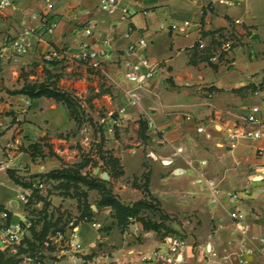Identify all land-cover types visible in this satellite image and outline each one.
Here are the masks:
<instances>
[{"label":"crops","instance_id":"obj_1","mask_svg":"<svg viewBox=\"0 0 264 264\" xmlns=\"http://www.w3.org/2000/svg\"><path fill=\"white\" fill-rule=\"evenodd\" d=\"M12 3L0 9V48L28 30L30 49L0 58V163L13 165L0 166V208L9 210L11 222L28 219L23 216L27 202L20 201V195L28 200L33 188L39 191L55 182L39 178L61 167L50 168L36 159L46 149L61 154L57 135L76 124L65 104L14 91L25 83L21 74L28 67L62 61L70 66V80L60 75L59 88L77 98L91 91L94 101L101 97L106 110L117 109L136 132L138 121H147V144H138L150 153L149 193L169 217H182L181 225L165 226L183 236L166 227L144 228L133 218L119 224L111 207H97L98 192L88 190L94 214L89 221H74L58 231L62 241L55 254L63 259L55 264H264V154L258 153L264 138L232 137L249 128L247 115L264 117V88H246L261 83L264 53L246 51L240 44L210 62L199 58L221 45L222 34H235L250 47L257 46L252 35L264 40V0H115L106 9L102 0H53L51 34L41 18L32 17L43 12V0ZM184 21L192 23L185 32L172 29ZM138 35L148 40L146 53L155 65L153 76L140 85L127 77L137 60L128 47ZM199 40L205 49L198 48ZM83 44L107 52L99 71L80 60ZM10 170L32 187L13 181ZM144 171L141 155L134 172ZM90 191L95 192V203L89 201ZM233 193L238 198L231 197ZM118 195L125 204L143 198L141 190L133 201ZM235 209L242 219L231 217ZM29 236L28 230L24 238ZM60 246L66 253L62 256Z\"/></svg>","mask_w":264,"mask_h":264},{"label":"rangeland","instance_id":"obj_2","mask_svg":"<svg viewBox=\"0 0 264 264\" xmlns=\"http://www.w3.org/2000/svg\"><path fill=\"white\" fill-rule=\"evenodd\" d=\"M249 35H251V32H249ZM220 39H230L232 41V48L241 44V46H247L246 51L252 49L253 52L261 51L264 53V40L260 39L258 35L251 36V41H254L255 43L257 42V46L255 47H250V42H245V39L238 37L235 34H222ZM45 62L46 63L43 64L42 61L37 62V65L25 69L21 74L24 82H46L57 85L60 75H64L63 80H70L67 71L70 67L68 64L54 60H45ZM65 81L64 84H66ZM91 95L90 91L85 97L78 98L79 108L77 109L80 119L78 124H74L73 127L67 128L61 134L57 135L60 142L58 147L61 149L62 153L59 154L46 149L45 154L38 156L39 158L36 159L37 163H46L50 168L83 164L82 173L91 177H100L102 172L108 170L112 174V177L107 179V186L111 189L113 194L116 197L119 196L118 194H120V196L124 195L126 200L133 201L137 198L134 193L136 190H141L139 186L143 181L141 178L142 174L138 175L134 172L135 161L142 155L145 171L150 166L148 164L150 153L146 148L141 150L138 144H147L148 136L145 134V137H140V126L136 132L133 123L127 121L125 123L124 116H121L117 109L112 110L111 112L107 111L101 102V97H97L96 101H94L92 99L93 95ZM123 124H125V126H123ZM124 165L127 167L126 172L124 170ZM0 166L11 168L13 165L10 161H3L0 163ZM120 169L123 171L122 175L118 174ZM26 172L28 171L26 170ZM20 175H23L22 177H27L29 174ZM51 184L52 185H48L45 189L38 191V196L44 199L43 201H39V204H37L38 202L35 197H28V204L26 208H24L23 216L35 221L37 223V228L39 229L43 217V203L44 201H47L50 203L46 210L48 214L53 213L55 216L62 214V222L65 223V225L67 224V226H72L73 222L79 215L76 211V198L73 196H63V199L60 200L61 195H59V193H61V190L55 188L56 182ZM1 188L3 194H9L8 189L5 187ZM83 189H85V187H83ZM114 190L117 191L118 194H115ZM89 194L90 203H95V192L90 191ZM19 207H21V205H19ZM143 215L146 218H152L154 221L162 219L161 224L164 227H166L165 223L167 222L179 225L183 222L182 217L174 215L173 218L169 216L165 218L163 214L160 215L157 211L145 210L143 211ZM61 225H59V227H62ZM3 228L4 226L0 224V232ZM166 228L168 229V232H174L180 238L183 236L178 230L173 231L171 228ZM27 234L29 235V233ZM52 235L50 234V236ZM55 247L56 244L54 243H49L48 245L44 243L36 246L32 251L30 250L29 253L30 255H33L31 256L33 257V261L35 258L37 263L22 259V255H28V253L17 255L19 250L27 248L26 243L23 242L19 246H15L16 253L12 248L0 250V252L3 255V262H5V259L10 258L13 261L18 260L19 264H55L56 261L63 259V256L58 257L55 254ZM4 264L10 263L5 262Z\"/></svg>","mask_w":264,"mask_h":264},{"label":"trees","instance_id":"obj_3","mask_svg":"<svg viewBox=\"0 0 264 264\" xmlns=\"http://www.w3.org/2000/svg\"><path fill=\"white\" fill-rule=\"evenodd\" d=\"M205 49V48H204ZM213 56L212 53L204 54L199 58L207 60L210 62V58ZM246 88L250 89L252 92H255L259 89L264 88V75L262 77L261 83L259 85L250 84ZM242 88L234 90V92H240ZM15 93L25 94L29 98H39L46 97L55 100L56 102L63 103L67 106L70 111L71 117L78 124L79 122V99L69 91L59 88L54 83H46V82H25L21 88L14 91ZM102 92H98L94 96H99ZM139 136L145 137V132L147 130V121L142 119L139 120ZM34 148V147H33ZM83 164L73 165V166H65L58 169H53L47 172L44 176H40L39 179L45 177L46 180H53L56 182L55 188L60 189L61 194L64 196H73L78 201V212L79 215L76 218L75 222L78 221H89L94 212L90 208L87 203V191L88 190H96L99 194V199L97 200V207L99 206H108L111 207L114 211V215L118 220L119 224H126L129 218H133L135 220H139L144 228L153 229L158 231L161 227H164L161 222L154 221L150 218H146L143 215V211H157L160 215L166 218L169 215L164 213L160 206L159 202L156 198L150 195L149 193V181L151 171L147 170L142 173V184L139 186L143 193V198L133 202L132 204H125L121 202L111 191V189L107 186L108 180H103L101 177H91L87 174L82 173ZM109 177H112V174L105 170ZM119 175L123 174L122 169L118 172ZM10 178L15 181L17 184H22L24 187H32L31 182L21 181L19 177L15 175L13 171H9ZM83 187L86 188L83 189ZM36 198V201H43L44 199L38 196V189L33 188L30 198ZM28 204V201L26 205ZM50 203L44 201L43 203V217L41 220L40 228H37V223L32 221V219L28 218L27 220L30 222V236L25 237L23 239V243H26L27 248L23 250H19L17 255L28 253L33 248L38 245L44 244L47 236L49 234L57 233L58 231L63 229L65 223H63V215L59 214L55 216L53 213H49L46 211L49 207ZM10 216V214H9ZM62 223V225H61ZM61 225L62 227H59ZM20 248V247H19ZM0 263L4 264L5 262H9L10 264H17L18 260L13 261L10 258L5 259V262L2 261L3 255L0 252ZM33 256V255H30Z\"/></svg>","mask_w":264,"mask_h":264},{"label":"built area","instance_id":"obj_4","mask_svg":"<svg viewBox=\"0 0 264 264\" xmlns=\"http://www.w3.org/2000/svg\"><path fill=\"white\" fill-rule=\"evenodd\" d=\"M44 2V10L43 12L38 14H33V18H41L42 21L46 23L45 32L48 34L53 33L55 29V23L49 18L50 13L54 8L53 0H43ZM115 0H102L103 7L106 9L109 5L113 4ZM12 0H0V9H5L7 7L12 6ZM192 25L190 21H184L180 24H173L172 29L175 31L185 32L187 28ZM85 33L87 35L91 34V30L89 28L85 29ZM29 31H24L20 36L6 40L5 43L0 48V58H3L5 54L10 57H14L17 55L26 54L30 49V44L27 42V35ZM131 35L130 32L126 34V37L129 38ZM148 40L143 35H138L137 40L132 42L128 50L130 53L137 57L135 63L131 65L130 71L127 73V77L139 85L142 84L145 80L152 77L155 71V65L152 63L151 58L146 53V49L148 47ZM198 48L204 49L206 48V44L203 40L198 41ZM83 52L80 54V60L85 62L88 68L99 71L102 67V59L107 55V52L104 50H97L91 48L88 44H83ZM232 50V41L230 39L222 40L221 45L212 50L213 57L211 59L218 58L222 53H228ZM245 123L249 126V128L245 129L243 132L238 133L237 131L233 132L232 137L234 139L237 138H249L253 140H259L264 138V117L249 114L245 117ZM259 154H264V148L258 149ZM5 168L4 166H2ZM231 197L238 198L237 193L231 194ZM20 201L26 203L27 196L20 195ZM232 218L242 219L243 215L239 212V210L235 209L230 213ZM0 224L4 226V228L0 232V250H6L8 248H12V250L16 253L15 246H19L26 234L29 230L30 222L28 220H19L15 223L11 222V217L9 216V210L0 208ZM91 225L95 228H101L100 223H96L94 221L91 222ZM61 234L57 232L55 236H49L45 240V244L61 243ZM71 247H74V244H70ZM59 256L66 254L63 248L59 247ZM175 251L176 248H173ZM22 259L25 261L32 262L33 257L30 255H22ZM73 262H77V258L71 257ZM36 259L34 258V261ZM19 264V263H18Z\"/></svg>","mask_w":264,"mask_h":264},{"label":"water","instance_id":"obj_5","mask_svg":"<svg viewBox=\"0 0 264 264\" xmlns=\"http://www.w3.org/2000/svg\"><path fill=\"white\" fill-rule=\"evenodd\" d=\"M177 172V171H176ZM101 179H103V180H107V179H109V174L106 172V171H104V172H102V174H101Z\"/></svg>","mask_w":264,"mask_h":264}]
</instances>
